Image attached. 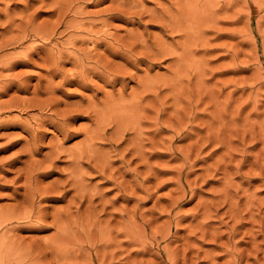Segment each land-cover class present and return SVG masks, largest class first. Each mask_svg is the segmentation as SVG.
Masks as SVG:
<instances>
[{"label":"rangeland","instance_id":"rangeland-1","mask_svg":"<svg viewBox=\"0 0 264 264\" xmlns=\"http://www.w3.org/2000/svg\"><path fill=\"white\" fill-rule=\"evenodd\" d=\"M11 212L18 264H264V0H0Z\"/></svg>","mask_w":264,"mask_h":264},{"label":"bare ground","instance_id":"bare-ground-1","mask_svg":"<svg viewBox=\"0 0 264 264\" xmlns=\"http://www.w3.org/2000/svg\"><path fill=\"white\" fill-rule=\"evenodd\" d=\"M169 53L171 54V52H169ZM169 53H164V56H165L166 54H169ZM152 55H153V54H152ZM157 56H158V55H157ZM166 56H167V55H166ZM162 57H163V55H162ZM106 64H107V63H106ZM97 73H98V72H97ZM99 74H100V73H99ZM99 74H98V75H99ZM66 75H67V74H66ZM104 75H105V74H104ZM114 76H115V75H114ZM112 77H113V76H112ZM117 77H118V76H117ZM69 79H70V78H69ZM102 79H103V78H102ZM113 79H114V78H113ZM66 82H67V81H66ZM73 82H74V81H73ZM113 82H114V81H113ZM77 83H78V82H77ZM33 104H34V103H33ZM69 105H70V104H69ZM52 106H53V105H52ZM46 108H47V107H46ZM82 110H83V109H82ZM66 112H67V111H66ZM58 115H59V114H58ZM64 116H65V115H64ZM67 118H68V117H67ZM62 129H63V128H62ZM65 131H66V130H65ZM64 133H65V132H64ZM93 138H96V137L93 136ZM97 138H98V137H97ZM97 138H96V139H97ZM99 138H100V137H99ZM100 139H101V138H100ZM91 140H92V139H91ZM93 140H94V139H93ZM88 143H90V142H88ZM92 146H93V145H92ZM36 147H37V146H36ZM77 147L79 148V146H77ZM82 147H84V146H80V148H79L78 150L81 151V152H84V153H85V150H87V152H88V149H87V148H89L88 144L86 145L85 150H84V148H82ZM81 148H82V149H81ZM74 149H75V148H74ZM80 149H81V150H80ZM75 150H76V149H75ZM78 150H76V153H77V154L79 153ZM82 150H83V151H82ZM77 151H78V152H77ZM84 153H82V154H84ZM77 154H76V155H77ZM78 155H81V153L78 154ZM78 155H77V158L79 157ZM34 156H35V155H34ZM53 156H54V155H53ZM82 157H83V156H82ZM47 158L49 159V157H47ZM79 158H81V157H79ZM84 158H85V157H84ZM44 161H45V160H44ZM47 162H48V161H47ZM43 164H44V163H43ZM31 165H32V164H31ZM47 165H48V164H47ZM49 165H50V164H49ZM24 168H25V167H24ZM44 168H45V167H44ZM27 169H28V168H27ZM36 169H37V168H36ZM30 170H31V168H30ZM38 170H39V169H38ZM46 172H47V171H46ZM32 173H34V172H32ZM40 175H41V174H40ZM20 176H21V175H20ZM24 176H25V175H24ZM38 177H39V176H38ZM28 178H30V177H28ZM34 178H35L34 181H36V177H34ZM31 179H32V178H31ZM65 179H67V177H66ZM26 180H27V179H26ZM26 180H25V181H26ZM34 181H33V182H34ZM69 181H71V180H69ZM74 181L77 182L76 180H74ZM65 182H67V181H65ZM52 183H53V182H52ZM69 183H70V182H69ZM71 183H73V182L71 181ZM71 183L69 184V186H71ZM31 184H33V183H31ZM55 184H56V183H55ZM35 185H36V183H35ZM72 185H73V184H72ZM74 185H75V183H74ZM77 185L79 186V184H77ZM25 186H26V185H25ZM31 186H32V185H31ZM55 186H56V185H55ZM57 186H58V185H57ZM69 186H67V187H69ZM76 187H77V186H76ZM76 187H75V188H76ZM25 188H26V187H25ZM34 188H35V187H34ZM54 188H56V187H54ZM60 188H61V187H60ZM64 188H66V186H65ZM49 189H50V188H49ZM62 189H63V187H62ZM66 189H67V188H66ZM66 189H65V191H66ZM78 189H79V188L77 187V190H78ZM42 190H43V188H42ZM46 190H47V189H46ZM51 190H52V189H50V191H51ZM54 190L57 192V189H53V191H54ZM58 190H60V189L58 188ZM35 191H36V190H35ZM37 191H38V190H37ZM43 191L46 192L45 189H44ZM53 191H52V192H53ZM55 191H54V193L56 194ZM41 192H42V191H39L38 194H40ZM47 192H48V191H47ZM71 192H74V193H75V191H71ZM79 192H80V191H79ZM29 193H31L30 196H29ZM35 193H36V192H34V191H32V192H30V191L27 192V198H28V197H30V198H31V197H32V198L35 197V196H34ZM74 193H73V194H74ZM80 193H82V192H80ZM42 194H43V192L40 194V197H41ZM46 194L48 195V193H46ZM49 194H50V192H49ZM51 194H52V193H51ZM32 195H33V196H32ZM58 195H60V194L58 193ZM63 195H64V193H63ZM48 196H49V195H48ZM48 196H47V197H48ZM61 196H62V195H61ZM64 196H65V195H64ZM52 197H53V195H52ZM32 198L30 199L31 202H33V201H32ZM38 198H39V197H37V199H38ZM49 198H50V197H49ZM58 198H59V197H58ZM60 198H61V197H60ZM64 198H65V197H64ZM80 198H81V197H80ZM85 198H86V196H85ZM85 198H84V199H85ZM87 198H88V197H87ZM25 199H26V197H25ZM41 199H42V198H41ZM53 199H54V198H53ZM68 199H69V200H68ZM68 199H67L68 202H70V199H71V198H68ZM78 199H79V197H78ZM78 199H77V197H74V200H78ZM23 200H24V198H23ZM30 200H29V198H28V201H27L28 203L25 202L26 200L23 201V202H25V203H21V204L19 203L20 205L25 204L26 208H28V206H29V208H28V210H27L28 212L25 211V209H26L25 206H24V207L21 206V207H22L21 210L24 209V212H26V213H24V214L22 213L23 211H22V212H19L20 214L22 213V214H21V217H22V218H24V216L27 217V218H29V216H31L33 213L39 215L40 213L42 214V212H43V211H42L43 209H42V210L40 209V210H41V211H40L38 208H35L36 210H34V212H33V211H29V210H31L30 208H31V206H32V203L30 204L31 206H30V205L27 206V204L30 203V202H29ZM38 200H39V204H40V203H41V202H40V199H38ZM45 200H47V198H46ZM45 200H44V201H45ZM55 200H56V198H55ZM74 200H73V202H75ZM86 200H87V199H86ZM88 200H89V199H88ZM20 201H22V200H20ZM20 201H19V202H20ZM44 201L42 200V202H44ZM71 201H72V200H71ZM68 202H67V203H68ZM36 203H37V202H36ZM51 203H52V202H51ZM51 203H50V204H51ZM78 203H79V201H78ZM78 203H77V201H76V203H74L75 206H76ZM80 203H81V204L83 203V197L80 199ZM43 204H44V203H43ZM70 204H71V203H70ZM70 204H68L69 208L72 207V205L70 206ZM41 205H42V204H41ZM46 205H47V203H46ZM36 206H38V205H36ZM65 206H66L65 208H67V205H65ZM73 206H74V205H73ZM18 207H19V206H18ZM18 207L16 206V208H18ZM38 207H40V206H38ZM79 207H80V206H79ZM40 208H41V207H40ZM53 208H54V207H53ZM65 208H63V209H65ZM72 208H73V207H72ZM72 208H71V211H72ZM76 208H77V207H76ZM37 209H38L39 212L37 211ZM44 209H45V208H44ZM55 209H56V208H55ZM61 209H62V208H61ZM74 209H75V208H74ZM17 210H18V209H17ZM21 210L19 209V211H21ZM46 210H47V209H46ZM59 210H60V209H57L56 211L53 210V211H54V214H55V213L58 214V215L55 214V215H56V216H55L56 218L53 217V218H54L53 220H55V219L58 218L57 220H55L56 222L59 220V221H58L59 223H60V221H61L63 224H65V225L63 226L62 223H60V224L62 225V228H61L60 225H59V227L61 228V229H59V227H57L58 225L56 224V222H54V223L57 225L56 227H57L60 231H62V229L64 228V229H63V232H64V231H66V230L69 228V227H68V224H71V223L68 222V221H69L68 218H69L70 212L67 211V210L65 211V212H69V213H68L69 215H68L67 213H66V214H65V213L63 214V213L59 212ZM68 210H69V209H68ZM35 211H37L38 213H36ZM5 212H6V211H5ZM8 212H10V211H8ZM63 212H64V210H63ZM6 213H7V212H6ZM14 213H15V215H14ZM14 213L12 214V212H11V213H10V216H9V215H5V214H4V215H5V216H4L3 214L0 213V215H1V216H0V230H1V228H3L4 226H5V228H6V227H7V226H6V223H7L8 221H11L14 217L18 218V216H16V214H17L16 209H15V212H14ZM31 213H32V214H31ZM7 214H8V213H7ZM11 214L14 215V217H12ZM20 214H17V215L20 216ZM41 214H40V215H41ZM44 214H45V213H44ZM22 215H24V216H22ZM42 215H43V214H42ZM42 215H41V216H42ZM71 215H73V214H71ZM41 216H37V219L39 220ZM43 216H44V215H43ZM43 216H42L41 219H43ZM21 217H19V218L17 219L18 225L20 224V221H19V220H22ZM33 217H34V216H33ZM27 218H26V219H27ZM34 218H36V217H34ZM70 218H71V217H70ZM31 219H32V218H31ZM31 219H30V220H31ZM41 219H40V221H41ZM72 219H74L73 216H72ZM32 220H33V219H32ZM35 220H36V219H35ZM58 222H57V223H58ZM79 222H80V221H79ZM59 223H58V224H59ZM9 224H10V223H9ZM9 224H8V225H9ZM55 224H54V225H55ZM78 224H79V223H78ZM10 225H11V224H10ZM12 225H16V224H15V223H14V224L12 223ZM12 225H11V226H12ZM73 225H74V224H73ZM36 226H37V225H36ZM15 227H16V226H15ZM15 227L12 226L13 229H14ZM18 227H19V226H17V228H18ZM12 228L10 227L9 230H11ZM35 228H36V227H35ZM40 228H41V227H40ZM69 229H70V228H69ZM75 229H76V228H75ZM6 231H7V229L4 230V233L1 232V234H0V264H18V258H16L15 254H14L13 247L10 245L11 243L7 240L8 237H7L6 233L9 232V231H7V232H6ZM67 231H68V230H67ZM72 231H74V230H72ZM5 232H6V233H5ZM14 232H15V231H14ZM63 232H62V233H63ZM60 233H61V232H60ZM77 233H78V232H77ZM63 234H64V233H63ZM63 234H62V235H63ZM64 237H65V236H64ZM64 239H65V238H64ZM74 239H75V238H74ZM98 239H99V238H98ZM67 240H68V239H67ZM88 241H89V240H88ZM47 248H49V247H47ZM96 258H97V257H96Z\"/></svg>","mask_w":264,"mask_h":264}]
</instances>
